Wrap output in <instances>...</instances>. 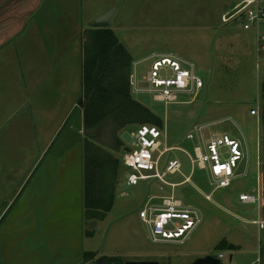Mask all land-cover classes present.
<instances>
[{
  "label": "rangeland",
  "instance_id": "374dc122",
  "mask_svg": "<svg viewBox=\"0 0 264 264\" xmlns=\"http://www.w3.org/2000/svg\"><path fill=\"white\" fill-rule=\"evenodd\" d=\"M85 2L89 30L83 36L88 47L93 41L92 30L99 25L98 18L112 11L111 18L102 26L113 30L134 57V97L163 119V132L168 136L169 145H179L193 154L195 146L205 149V142L211 135L224 134L240 142L243 159L227 188L215 189L211 185V174L206 170L195 169L192 179L186 182L193 169L183 152L176 154L183 163V174L167 176L169 182L181 183L180 186L171 188L159 181L127 186L122 159L138 125L128 126L120 134L124 146L118 152H112L120 162L113 208L99 223L102 233L96 231L95 236L87 238L84 231L91 221L86 215L84 197L82 146L85 137L76 113L72 117V127L66 128L50 151L42 155L44 146L32 148L31 161L24 163L25 179L10 180L0 193V223L4 220L0 234L12 227V224L8 225L12 219L23 218L33 221L34 225L40 224L42 241L62 242L63 258L57 257V262L64 264H87L86 258L81 259L78 255L82 238L84 251L97 252L98 258H116L123 263L192 264L197 259L219 257L223 253V264H232L230 256L235 253L221 250V242L228 238L243 245L253 242L258 247L264 231L252 224L257 218V205L240 201L241 194L260 195L264 200L261 145L264 54L258 56L255 50L256 29L244 31L239 22L223 23L222 17L229 15L239 0ZM260 30L264 32V25ZM164 57L177 61L184 70H190L202 86L192 84L187 91H175V102H157L155 95L159 96L160 90L153 88L149 77L154 61ZM160 75L166 79L175 74L171 70H162ZM195 126L201 127V131L195 132V140L189 141L186 136ZM39 151L42 157L35 163ZM222 152L224 158L229 157L228 148H223ZM33 165L36 166L34 171L27 176ZM23 180L24 189L17 183ZM170 196H175L184 208L197 213L201 223L186 238L154 242L151 229L140 218V212L151 198H154L152 203L162 209L164 197ZM7 205L8 208L3 210ZM26 239L32 242L33 237ZM248 255L236 254V257ZM254 256L258 258L260 254L256 252Z\"/></svg>",
  "mask_w": 264,
  "mask_h": 264
},
{
  "label": "crops",
  "instance_id": "0c3cea01",
  "mask_svg": "<svg viewBox=\"0 0 264 264\" xmlns=\"http://www.w3.org/2000/svg\"><path fill=\"white\" fill-rule=\"evenodd\" d=\"M86 11L85 0H0V193L10 180L25 179L24 163L31 161L32 148L44 146L42 155L50 151L66 128L72 127L74 114H79L83 129L78 102L83 35L89 30ZM263 131L262 124L264 156ZM38 153L35 163L42 157ZM17 183L23 187L25 180ZM10 224L12 227L0 234V264H64L57 262V257L63 258L62 242L42 241L40 224L23 218L12 219ZM89 231H84L87 238L95 236L96 231ZM26 237H33L32 242ZM261 238L258 247L253 242L243 245L225 238L238 247L232 250L235 254L230 262L264 264V231ZM79 243L78 255L83 259L88 251L83 250V238ZM256 252L260 257L254 256ZM245 253L248 257L237 259L236 254L244 257Z\"/></svg>",
  "mask_w": 264,
  "mask_h": 264
},
{
  "label": "built area",
  "instance_id": "2783aa9c",
  "mask_svg": "<svg viewBox=\"0 0 264 264\" xmlns=\"http://www.w3.org/2000/svg\"><path fill=\"white\" fill-rule=\"evenodd\" d=\"M223 23H238L244 30L256 29V51L258 56L264 54V32L260 30L264 25V0H239L229 15L222 17ZM168 62V63H167ZM152 75L149 81L155 90L157 102L177 101V92L187 91L194 84L202 86V82L191 75L190 70H184L177 61L162 58L153 64ZM162 70H171L175 74L172 78H162ZM193 84V85H192ZM256 114V111H252ZM162 127L153 124L138 125L136 134L122 159L125 169L124 184L137 186L140 182L159 181L165 186L176 188L181 183H172L167 180L169 175H182L183 163L176 156L183 152L189 158L192 174L186 182L192 179L195 169L206 170L211 174V185L215 189L227 188L235 177V169L243 159L241 144L229 135L213 134L205 142V149L195 146L193 154L179 145H169L168 136ZM201 127L195 126L186 139L195 140V132ZM229 149V157L224 158L222 149ZM151 198L142 208L140 218L151 229L154 242L159 240H173L186 238L190 232L201 223L197 213L186 209L175 196L164 197L163 208L159 209L152 203ZM240 201L244 204L257 205V218L252 221L259 229L264 230V200L260 195L241 194ZM172 227V228H169ZM183 242V240L181 241ZM221 260L224 255L219 257Z\"/></svg>",
  "mask_w": 264,
  "mask_h": 264
},
{
  "label": "trees",
  "instance_id": "16d2710c",
  "mask_svg": "<svg viewBox=\"0 0 264 264\" xmlns=\"http://www.w3.org/2000/svg\"><path fill=\"white\" fill-rule=\"evenodd\" d=\"M92 44L82 42V93L78 106L83 115L84 197L88 220L103 222L113 208V191L119 171L118 152L124 146L122 131L130 125L153 124L164 127L161 117L135 99L132 75L134 57L113 30L97 25ZM264 102V83L262 85ZM264 128V105L262 108ZM264 148V131H263ZM95 233V230L89 231ZM221 250L236 245L223 240ZM97 252H87L86 261L96 260ZM107 260V259H106ZM107 261L124 264L116 258Z\"/></svg>",
  "mask_w": 264,
  "mask_h": 264
},
{
  "label": "water",
  "instance_id": "95a60500",
  "mask_svg": "<svg viewBox=\"0 0 264 264\" xmlns=\"http://www.w3.org/2000/svg\"><path fill=\"white\" fill-rule=\"evenodd\" d=\"M111 16H112V11H109L106 14L102 15L100 18H98L97 23L99 25H102L108 22ZM89 229L97 231L98 234L102 233V229H100L98 222L95 220L90 222ZM87 264H120V263L119 262L112 263V262L107 261L105 258L100 257L94 261L88 262ZM124 264H160V263L157 261H138V262L129 261ZM192 264H222V260L218 257L206 256V257L197 259Z\"/></svg>",
  "mask_w": 264,
  "mask_h": 264
},
{
  "label": "flooded vegetation",
  "instance_id": "af4514ba",
  "mask_svg": "<svg viewBox=\"0 0 264 264\" xmlns=\"http://www.w3.org/2000/svg\"><path fill=\"white\" fill-rule=\"evenodd\" d=\"M164 58H166V57H164ZM157 61H158V60L154 61V63L157 62ZM154 63H153V64H154ZM115 263H117V262H115Z\"/></svg>",
  "mask_w": 264,
  "mask_h": 264
},
{
  "label": "bare ground",
  "instance_id": "6f19581e",
  "mask_svg": "<svg viewBox=\"0 0 264 264\" xmlns=\"http://www.w3.org/2000/svg\"><path fill=\"white\" fill-rule=\"evenodd\" d=\"M168 63V62H167Z\"/></svg>",
  "mask_w": 264,
  "mask_h": 264
}]
</instances>
